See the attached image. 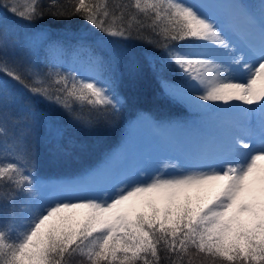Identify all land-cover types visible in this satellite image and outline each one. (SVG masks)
<instances>
[{"label": "snow or ice", "instance_id": "obj_1", "mask_svg": "<svg viewBox=\"0 0 264 264\" xmlns=\"http://www.w3.org/2000/svg\"><path fill=\"white\" fill-rule=\"evenodd\" d=\"M4 6L29 22L76 16L106 37L136 38L153 49L145 62L154 72L179 70L183 87L171 91L256 105L261 122L259 129L249 123L226 130L195 166L140 169L90 196L49 194L34 175L30 126L10 111L0 81V264H264V3L255 32L233 22L240 16L256 24L257 12L243 0H27L22 10L8 0ZM0 74L80 127L112 119L122 106L113 82L41 72L4 27ZM45 123L51 137L64 136L63 124Z\"/></svg>", "mask_w": 264, "mask_h": 264}, {"label": "trees", "instance_id": "obj_2", "mask_svg": "<svg viewBox=\"0 0 264 264\" xmlns=\"http://www.w3.org/2000/svg\"><path fill=\"white\" fill-rule=\"evenodd\" d=\"M7 2L0 0V25L10 31L18 50L26 53L41 72L58 70L87 80L92 79L87 67L99 65L101 73L97 79L113 82L122 100L114 118L80 127L67 123L63 113L49 102L35 103L26 90L0 74L10 111L25 116L30 126L28 139L35 149L34 175L38 182L95 165L121 145L132 124L141 117L172 121L178 127L190 122L195 113L164 88L165 81L182 84L179 70L170 68L154 72L145 62V58H151V46L136 38L106 37L76 16L56 20L45 15L43 19L29 22L5 7ZM43 2L47 4L48 0ZM243 2L257 11L260 0ZM134 65L140 66L139 70H134ZM49 118L63 124L65 134L62 138L54 139L49 135L45 123Z\"/></svg>", "mask_w": 264, "mask_h": 264}, {"label": "rangeland", "instance_id": "obj_3", "mask_svg": "<svg viewBox=\"0 0 264 264\" xmlns=\"http://www.w3.org/2000/svg\"><path fill=\"white\" fill-rule=\"evenodd\" d=\"M212 2V0H199ZM219 4L227 0H215ZM27 0H12L21 10ZM260 0L257 8L255 25L249 24L240 16L233 17V22L242 31L255 32L261 23L259 17ZM214 13L221 11L220 7L210 9ZM1 24V23H0ZM0 27H2L0 25ZM99 66V65H98ZM96 64L87 67L89 78L97 79L101 70ZM183 84L165 83V91L178 99L187 108L194 112L188 124L183 127L171 125L168 122L141 117L132 124L130 131L120 146L112 150L110 155H104L98 162L74 174L50 177L39 180L41 191L52 193H72L78 196H90L104 189H110L118 179L144 169L149 174L164 169L171 173L172 165L188 168L202 162L204 152L214 141L221 138L226 130L240 125L252 123L259 129L261 113L256 105H242L239 102L224 104L222 102H203L194 100L187 93L171 91V87ZM206 105L197 107L196 105ZM251 108V111H247Z\"/></svg>", "mask_w": 264, "mask_h": 264}]
</instances>
